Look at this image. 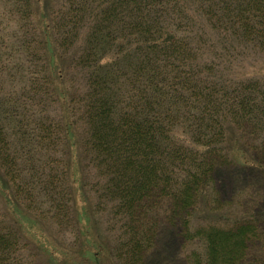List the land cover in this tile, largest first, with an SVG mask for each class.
<instances>
[{
    "label": "trees",
    "instance_id": "1",
    "mask_svg": "<svg viewBox=\"0 0 264 264\" xmlns=\"http://www.w3.org/2000/svg\"><path fill=\"white\" fill-rule=\"evenodd\" d=\"M258 57L264 0H0V264H148L175 227L188 264H264ZM82 223V261L42 252Z\"/></svg>",
    "mask_w": 264,
    "mask_h": 264
},
{
    "label": "rangeland",
    "instance_id": "2",
    "mask_svg": "<svg viewBox=\"0 0 264 264\" xmlns=\"http://www.w3.org/2000/svg\"><path fill=\"white\" fill-rule=\"evenodd\" d=\"M244 68L245 67H243V69ZM245 69L247 71L245 73L250 76L264 75V57L252 58L251 66L247 64ZM261 158L263 159V161L260 160L259 158L257 159L262 161L264 165V151L261 154ZM224 178H225V181L223 182L225 184L224 193L220 194V197L223 202L229 203L233 201V200L232 201L229 200L234 198V195L232 196L233 193L231 190L233 185L231 184L233 183L232 174H226ZM244 182L246 183L241 185L240 188H238V193L241 192V190L250 193L252 188L257 189L258 182L256 180L255 175L248 174ZM8 195H9L8 188L3 183L2 178H0V212L5 214H10V211L14 210L11 198H8ZM82 206H83V201L79 196L77 200L76 209L78 210V214L82 216L83 221H85L86 214L85 212H83V210H81ZM202 218L204 217L202 216ZM80 228L82 230V234H81L82 240L79 239L77 236H75L76 234H73L71 231H67L66 228H59L57 226H54V224L52 225V227L46 226L47 232L45 233L50 234L52 236V241H49L48 238L46 237L45 244L43 243L40 244V246L42 247V252L53 253V257L58 263H60L59 262L60 258L65 257V255L67 254L66 251H68L69 253L70 252L73 253L74 257H76V260L82 261L83 260L82 258H78L80 251H82L83 249L81 247L83 245L82 242H86V243L87 241L93 242L94 236L91 234V230L88 229V227H86L84 223L80 225ZM173 229L174 230L169 229V232L166 233V235L162 236V239L153 249L152 254L148 256L147 258L148 264L151 263L152 264H188L189 257L194 251L195 247L193 244H191L190 242L191 240H189V236H186L185 233L179 230V228L176 229L175 227ZM95 232L98 236L99 241H103L104 243L110 241L109 233L105 232L104 226H99L98 230ZM32 253L35 254V252ZM34 257L32 255V257L28 260L32 261ZM34 260H35V264H50V261H48L46 258L39 257L38 259L36 258ZM83 262L85 264H92L88 260H83ZM54 264H56V262H54ZM66 264L68 263L66 262ZM103 264H112V263L111 261L109 262L108 260L105 259V262Z\"/></svg>",
    "mask_w": 264,
    "mask_h": 264
}]
</instances>
